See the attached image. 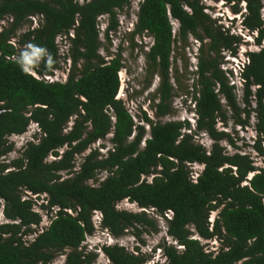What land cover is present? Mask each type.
I'll use <instances>...</instances> for the list:
<instances>
[{
	"label": "trees",
	"instance_id": "1",
	"mask_svg": "<svg viewBox=\"0 0 264 264\" xmlns=\"http://www.w3.org/2000/svg\"><path fill=\"white\" fill-rule=\"evenodd\" d=\"M218 1L242 17L239 25L255 35L253 44L259 48L246 52L247 61L239 68L241 105L227 80L232 72L220 69L223 55L236 57L242 43L230 33L235 21L226 29L217 25L199 0H142L129 34L131 42L138 36L152 41L144 58L152 79H159L157 102L151 105L155 117L172 114L174 95H190L192 127L185 120L153 122L144 112L135 122L117 98L121 49L112 57L108 49L105 57L99 54L98 18L108 16L104 37L109 42L118 28L117 12L133 0H0V264H54L57 256H64L63 264H93L97 255L82 244L95 232L94 212L101 214L99 229L120 238L137 226L156 232L148 210L165 220L166 235L174 243L158 246L165 260L160 264H264V160L258 168L250 154H230L221 143L236 150L235 142L216 127H227L229 112L240 128L253 117L251 150L264 158L263 3ZM33 16L41 18L38 28H28L15 46L10 44ZM171 20L178 23L175 34ZM4 21L7 25L1 26ZM59 35L69 42L70 70L65 83L48 84L40 78L60 67ZM189 37L199 45L191 85L180 81L177 68L171 74L174 46L186 48ZM31 124L40 138L27 142L21 157L2 160L12 151L9 138L23 135ZM200 134L212 142L209 150L196 142ZM109 135L105 154L99 152L105 146L91 149ZM196 165L202 170L194 183L191 167ZM41 196L37 207L51 223L34 234L41 216L33 207ZM122 201L141 211L117 210ZM213 212L218 213L211 222ZM32 234V240H24ZM202 240H217L220 247L206 251ZM101 252L109 264H149L150 259L138 248L129 252L118 245L102 246Z\"/></svg>",
	"mask_w": 264,
	"mask_h": 264
},
{
	"label": "rangeland",
	"instance_id": "2",
	"mask_svg": "<svg viewBox=\"0 0 264 264\" xmlns=\"http://www.w3.org/2000/svg\"><path fill=\"white\" fill-rule=\"evenodd\" d=\"M78 3H82L85 0H77ZM202 5L205 6V13L210 16L211 19L218 20L217 25H222L225 29L230 27V21L233 15L231 10V5H225L223 2L218 0H199ZM263 3V9L261 12L262 20L264 24V0H261ZM137 2V0H135ZM134 6V4H132ZM238 8H240V12H244V4H239ZM132 9V10H131ZM136 14V9L132 6L128 11H120L117 12V20H118V28L116 33H111L109 37V42L105 40L104 31L106 29L107 20L102 19L99 21V31H100V42L101 48L99 50V54L103 57L106 56V49L112 55L116 54L118 48L121 49L122 56V65L123 69L119 72L120 79V87L117 98L123 101L125 108L133 117L134 121H138V117L142 115V113H146L148 118H150L153 122H168V121H188L191 126H194L195 115L193 112V102L191 101L190 95L177 94L174 95L171 103L172 114L164 117V118H156L154 115V111L151 110V105L153 100L154 104L157 102V98L155 97L156 91L159 85V79L154 77L152 79L146 65V61L144 58V53L147 52V49L151 45V39L147 36H138L133 42L130 41L129 34L133 31L134 27V18L132 17L134 13ZM236 21L233 27H230V33L238 36L241 39V44L237 48V56L234 58H227L228 55L225 53L224 59L222 61L221 70H230L232 72L231 75H227V80L230 85H234L235 93L238 97L239 104L241 105L242 98V89H241V81L239 80V64L244 63L246 61L245 54L246 52L257 51L259 48L253 44V38L255 35L248 33L246 30L242 29L239 25L242 17L235 16ZM37 22V19H36ZM7 23L4 21L3 26H6ZM235 25H238L237 28L234 29ZM177 24L172 21V29L173 32H177ZM28 30V24L25 23L17 32L15 37V43L18 38ZM187 47L182 48L181 44H175L174 51L172 54V66H171V74L173 73L174 68H177L179 71L178 77L183 84L191 85L193 76L192 72L195 71L196 66V54L198 44L192 38L189 37L187 40ZM59 54L64 50L65 44L61 42L58 46ZM110 58L106 57L105 60H109ZM60 64V62H59ZM60 66V65H59ZM241 69V68H240ZM70 67L64 69L62 65L59 67V74L66 76L68 75ZM57 71V72H58ZM174 83V80H171ZM254 123L255 120L253 117L250 118L249 126L246 128H240L239 126H235L233 124V117L231 113H228V125L225 129L221 126L220 123H217L218 130L227 131L235 142V146L238 149H233L229 147L225 142H222L221 145L226 148V150L230 153H247L250 154L254 164L256 167H262V160L264 158H259L257 155L251 150V145L254 141L255 132H254ZM145 126V124H144ZM146 132H148V127L145 126ZM148 137V136H147ZM40 138V133L35 125L31 124L26 133L20 136H11L9 138V142L12 145V151L4 157L2 160L5 162L11 161L13 159L21 157L22 149L26 145L27 142L34 141ZM110 135L104 141H98L94 144L91 149L101 148L105 146L106 149L99 150L101 154H105L106 150L111 147L109 142ZM196 142L206 148L210 149L212 142L209 138L200 134L195 137ZM89 152L86 151L84 154L86 155ZM83 156V155H82ZM53 158L50 157L48 161H51ZM81 161V156L76 157V167ZM193 171L199 173L202 170L201 166H193L191 167ZM105 177V173L98 176V181H101ZM148 181L151 178L147 179ZM95 185V184H94ZM31 198H34L33 196ZM44 199V196H41L37 199V205L42 203L41 201ZM116 209L119 211H127L131 213H139L141 210L135 204H130L127 201H122L116 206ZM40 211V210H39ZM41 212H45L42 211ZM148 216L154 220L156 223L157 231L154 232L151 228L148 227H140L137 226L136 229L131 228L128 230L120 238H113L106 231L100 230L99 228H95V232L91 236H87L82 246L85 248L87 252L95 253L97 255L93 264H109L108 259L102 254L101 247L102 246H113L118 245L124 247L127 251L132 252L135 251V248H138L139 252L149 257V264H160L163 262L164 257L162 252L159 249V245L164 242L168 245L174 244L171 239L166 235V222L165 220L156 215L151 210L146 211ZM218 212H213L210 214V221L216 218ZM47 216V217H46ZM43 216V227L44 229L48 221L46 222L45 217L49 218L50 216L46 214ZM170 215H165L166 219H170ZM4 222V218L0 213V223ZM41 229L36 230L34 234H38ZM35 235H31V237L24 238L25 241L32 240ZM32 238V239H31ZM204 249L206 251H214L220 247V244L217 240L211 241H201ZM54 264H63L64 256H57L53 261Z\"/></svg>",
	"mask_w": 264,
	"mask_h": 264
},
{
	"label": "built area",
	"instance_id": "3",
	"mask_svg": "<svg viewBox=\"0 0 264 264\" xmlns=\"http://www.w3.org/2000/svg\"><path fill=\"white\" fill-rule=\"evenodd\" d=\"M142 0H137V2H135V0H133V2L131 3V5H130V7H126L125 9H124V11H128V10H130V8H131V6H132V8L134 7L135 9H136V12L138 11V4H139V2H141ZM86 2H89V0H85L84 2H82V3H79V4H84V3H86ZM132 4H134V6L132 5ZM132 10V9H131ZM134 13V12H133ZM107 15H104V16H100L99 18H98V22L100 21V20H102V19H105V20H107ZM133 18H134V25L136 24V21H137V19H136V14L134 13V15L132 16ZM36 19H37V22H36ZM40 20H41V18L40 17H37V16H33V17H29L28 18V28L29 29H31V30H33V29H36V28H38V23L40 22ZM172 21H174V20H171L170 21V23H171V25H172ZM3 23L4 22H2L1 23V26H3ZM174 23L175 24H177V27H178V23L176 22V21H174ZM177 30H178V28H177ZM174 34L176 33V32H173ZM68 36L70 37V38H73V32L71 31V32H69V34H68ZM99 39H100V34H99ZM15 38H13V39H11L10 40V44H12L13 46H15ZM61 42L62 43H64L65 44V47H64V50L62 51V53L61 54H59L58 53V55H59V61H60V66L62 65V67L64 68V69H66L67 67H70V65H71V61H70V59H69V57H68V49H69V42L67 41V37L65 36V35H59V36H57L56 37V39H55V43H56V45L58 46L59 44H61ZM59 69H57V70H55V71H53L52 72V74L51 75H48V76H43L42 78H40V80H42V81H44V82H46V83H48V84H52V83H61V84H63V83H65L66 81H67V77L66 76H63V75H60L59 73V71H58ZM58 71V72H57ZM68 76V75H67ZM33 125H35V124H33ZM35 127L37 128V126L35 125ZM38 129V128H37ZM202 167V166H201ZM201 172V171H200ZM199 172V173H200ZM199 173H194L191 177H192V181L195 183L196 182V179H197V177H198V175H199ZM25 199V198H24ZM38 208V207H37ZM39 209V208H38ZM33 210H34V212H37V213H39L40 214V216H41V222H40V224H39V226L37 227V228H34V229H41L44 225H43V216H46V214H47V212H41V210L39 211V210H37L36 209V207H33ZM56 211H58L57 209H55V210H53V214H55L56 213ZM68 213H70L71 214V212L70 211H68ZM167 215H170L171 216V214H167ZM47 217V216H46ZM45 217V220H46V222L48 221V224H47V226L44 228V229H46L49 225H50V223H51V217H49V218H46ZM53 217V216H52ZM92 222H93V225H94V227L95 228H100V222H101V214L99 213V212H94V214H93V216H92ZM44 229H41L40 230V232L39 233H41ZM165 260H163V262H164Z\"/></svg>",
	"mask_w": 264,
	"mask_h": 264
},
{
	"label": "clouds",
	"instance_id": "4",
	"mask_svg": "<svg viewBox=\"0 0 264 264\" xmlns=\"http://www.w3.org/2000/svg\"><path fill=\"white\" fill-rule=\"evenodd\" d=\"M229 21H232V22L236 21V17H235V16L232 17L231 20H229ZM233 25H234V23H233ZM237 27H238V25H235L234 29L237 28ZM241 28H242V27H241ZM24 60L27 62L28 65H31V64H32V60H31L30 58H28V57H24ZM246 61H247V59H246ZM246 61H245V62H246ZM245 62L239 64V67L241 68V65H244ZM20 67H21V70H22V71H25V72L28 71V68H26V67L24 66L23 63L20 64ZM33 75H34V74H33ZM239 80H240V77H239Z\"/></svg>",
	"mask_w": 264,
	"mask_h": 264
}]
</instances>
